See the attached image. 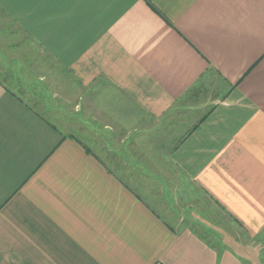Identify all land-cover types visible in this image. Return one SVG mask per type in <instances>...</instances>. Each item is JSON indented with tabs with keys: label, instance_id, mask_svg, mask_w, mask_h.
I'll list each match as a JSON object with an SVG mask.
<instances>
[{
	"label": "crops",
	"instance_id": "0c3cea01",
	"mask_svg": "<svg viewBox=\"0 0 264 264\" xmlns=\"http://www.w3.org/2000/svg\"><path fill=\"white\" fill-rule=\"evenodd\" d=\"M0 264H264V0H0Z\"/></svg>",
	"mask_w": 264,
	"mask_h": 264
},
{
	"label": "rangeland",
	"instance_id": "374dc122",
	"mask_svg": "<svg viewBox=\"0 0 264 264\" xmlns=\"http://www.w3.org/2000/svg\"><path fill=\"white\" fill-rule=\"evenodd\" d=\"M25 99H26L28 102H30L34 107L38 106L39 110H41V111L43 112L44 115H47V111L44 110L41 106H39L40 104H39L37 101H35L34 98H31V97H25ZM37 104H39V105H37ZM36 108H37V107H36ZM58 125H59V123H58ZM60 126H61V125H60ZM76 130H77L78 132H82V129H81L80 127H76ZM93 142H95V144H96L95 146H96L97 148L100 147V144L98 145V141L96 142V141H92V140H84V143H86V145H88V146L93 145ZM127 158H130V156H119V159H117V157H115L113 160H114V162H116L117 164H119V163H123V162H124V159H127ZM118 174L120 175L121 178H123V179L125 180L126 178H128V179H131L132 177H135V178H136V177H138V175L141 174V173H138V172L127 173V172H122V171H120V172H118ZM195 201H196L195 198H190V199H189V203H190V204H191V203H194Z\"/></svg>",
	"mask_w": 264,
	"mask_h": 264
}]
</instances>
